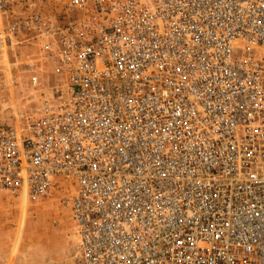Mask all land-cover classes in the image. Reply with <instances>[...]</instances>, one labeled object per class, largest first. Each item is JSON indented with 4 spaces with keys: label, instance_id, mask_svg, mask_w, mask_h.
<instances>
[{
    "label": "built area",
    "instance_id": "2783aa9c",
    "mask_svg": "<svg viewBox=\"0 0 264 264\" xmlns=\"http://www.w3.org/2000/svg\"><path fill=\"white\" fill-rule=\"evenodd\" d=\"M19 38L0 190L54 195L78 264H264V0H0Z\"/></svg>",
    "mask_w": 264,
    "mask_h": 264
},
{
    "label": "rangeland",
    "instance_id": "374dc122",
    "mask_svg": "<svg viewBox=\"0 0 264 264\" xmlns=\"http://www.w3.org/2000/svg\"><path fill=\"white\" fill-rule=\"evenodd\" d=\"M19 40H11L0 55V129L19 127L41 110L23 71L25 63L36 60L38 48ZM41 71L49 77L45 66ZM25 192L14 198L0 190V264H78L70 211L54 195L34 202Z\"/></svg>",
    "mask_w": 264,
    "mask_h": 264
},
{
    "label": "crops",
    "instance_id": "0c3cea01",
    "mask_svg": "<svg viewBox=\"0 0 264 264\" xmlns=\"http://www.w3.org/2000/svg\"><path fill=\"white\" fill-rule=\"evenodd\" d=\"M6 193V192H5ZM7 195H9L8 193H6ZM10 196V195H9ZM26 201V200H25Z\"/></svg>",
    "mask_w": 264,
    "mask_h": 264
},
{
    "label": "bare ground",
    "instance_id": "6f19581e",
    "mask_svg": "<svg viewBox=\"0 0 264 264\" xmlns=\"http://www.w3.org/2000/svg\"><path fill=\"white\" fill-rule=\"evenodd\" d=\"M26 193V192H25Z\"/></svg>",
    "mask_w": 264,
    "mask_h": 264
}]
</instances>
